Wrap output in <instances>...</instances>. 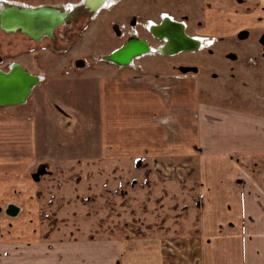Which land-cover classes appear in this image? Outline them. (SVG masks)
<instances>
[{
  "label": "rangeland",
  "instance_id": "1",
  "mask_svg": "<svg viewBox=\"0 0 264 264\" xmlns=\"http://www.w3.org/2000/svg\"><path fill=\"white\" fill-rule=\"evenodd\" d=\"M12 1L51 7L79 0ZM101 8L95 15L74 7L53 37L38 41L0 29V68L17 62L44 78L25 103L0 106V264H96L99 251L125 236L182 228L197 183L183 171L156 172L157 157L116 156L104 140L108 119L145 132L156 88L145 89L143 78L179 80L186 152L194 134L264 135V0H115ZM164 15L207 44L162 54L147 27ZM133 37L155 51L112 61ZM125 86L143 92L126 96ZM28 118L31 129L23 127ZM173 128H166L170 142ZM116 135L120 149L126 135ZM26 148L32 158L22 155ZM247 163L263 173L264 153Z\"/></svg>",
  "mask_w": 264,
  "mask_h": 264
},
{
  "label": "crops",
  "instance_id": "2",
  "mask_svg": "<svg viewBox=\"0 0 264 264\" xmlns=\"http://www.w3.org/2000/svg\"><path fill=\"white\" fill-rule=\"evenodd\" d=\"M136 79L140 81V77ZM157 79H141L142 83H146L143 85L145 89L148 86L156 88L151 93L150 103L153 107H147L145 112L149 117L145 132L141 129L142 124L133 133L130 122L117 125V121L108 119L107 128H103L104 140L112 141L110 143L115 147L113 154L116 156L157 157L156 172L183 171L188 175L189 184L197 183L196 203L189 205L188 218L182 222V230L125 236L110 243L107 252L99 251L95 263L264 264V172L255 173L257 166L250 170L247 163L250 157L258 160L262 157L264 135L199 133L189 139L187 152L182 150L179 136L180 82H175L174 78L167 83L160 81L164 84L160 89L158 86L161 84ZM170 88L171 102L168 97ZM131 89L125 86L124 95L143 92L142 89ZM98 93V103H101L106 96ZM119 103L125 104L124 101ZM100 106H97L98 115ZM30 119L24 122V128L35 126ZM167 125L172 128L176 125L177 136L173 128L172 142L166 135ZM117 133L126 135L119 137L122 143L120 149L116 148ZM24 151L22 155L32 158L31 149ZM182 159L188 161L187 165H181ZM166 163H172V166H165ZM101 250L106 251L105 248Z\"/></svg>",
  "mask_w": 264,
  "mask_h": 264
},
{
  "label": "bare ground",
  "instance_id": "3",
  "mask_svg": "<svg viewBox=\"0 0 264 264\" xmlns=\"http://www.w3.org/2000/svg\"><path fill=\"white\" fill-rule=\"evenodd\" d=\"M83 1V0H82ZM86 5L89 6L91 9L96 10L95 15H97V13L100 11L99 9H101V7L103 6H108L111 2L115 1V0H85ZM119 1V0H118ZM74 7V4H65L62 7L67 10L68 7ZM15 10V11H14ZM92 10V11H93ZM60 11H57L56 9H54L53 7H38L35 8L33 10H26L25 8L22 9H13V10H9L6 11L4 14H2V17L0 19L1 22V26L6 30V31H12L14 29H19L21 28V32L23 34H27L31 39L33 40H40L41 38L45 37L44 34H53L54 29L58 26L61 25L64 21V15H62ZM58 20H61L58 24ZM177 20L172 19L170 16L168 15H164L162 17L161 20V26H167V25H173L172 23L175 22ZM159 23V24H160ZM159 24H154L152 22V24L149 25L148 27V31L151 32V34L155 35L157 39H159L160 43H157L155 46H161L159 48L158 51L164 53V54H174L173 51L177 50V47H182V46H188V43L185 44V42L182 41H177L174 42L172 40V37H168V36H163L162 32L157 31L161 26ZM178 28L174 27L175 32H182V28L184 31V34L186 36H188L191 39V42L196 46L194 49L203 47L204 44L206 45L207 43L204 42V38L196 37V36H191L188 35L185 31H186V25L181 22L178 21ZM162 27V29H163ZM173 27V26H172ZM181 27V29H180ZM20 30V29H19ZM180 39V38H179ZM138 40V39H137ZM130 40V42H128L126 45H122L118 50H115L114 52V57H118V58H122L124 59L126 62H131V53H133L136 50L139 49H144L146 48L144 51L142 52H148V51H155L152 48H150L149 46H147L146 43H149L145 40ZM158 46V47H159ZM183 50H193L192 48H188V49H182ZM180 52V51H178ZM149 53V52H148ZM152 53V52H150ZM177 53V52H176ZM140 54V53H139ZM105 57H108V55H106ZM130 58V59H129ZM39 79L40 81H42L44 78L42 75H39ZM39 81V82H40ZM12 83H9V80H5L4 82L1 83L0 89L1 90H10V89H15L13 86H15L16 83H13V81H11ZM38 82V83H39ZM28 99V97H27ZM27 101V100H26Z\"/></svg>",
  "mask_w": 264,
  "mask_h": 264
},
{
  "label": "water",
  "instance_id": "4",
  "mask_svg": "<svg viewBox=\"0 0 264 264\" xmlns=\"http://www.w3.org/2000/svg\"><path fill=\"white\" fill-rule=\"evenodd\" d=\"M58 20V24L64 21ZM173 27L171 25L167 26H161V23L159 24L161 27L157 31H161L163 36L172 37V40L174 42L182 41L185 42V44L188 43V46H182L177 47L173 53H176L178 51H181L182 49H188L192 48L194 49L196 46L191 42V39L184 34L183 28L182 32H175L174 27L178 28V21H175L172 23ZM163 27V29H162ZM21 31V28H19ZM181 29V27H180ZM28 34V33H27ZM29 35V34H28ZM47 37H53L52 33L44 34ZM30 36V35H29ZM180 38V39H179ZM127 44V43H126ZM125 44V45H126ZM146 48H142L139 50L134 51L131 53V58L135 54H139V52L144 51ZM110 59L112 61L120 62V63H126V61L122 58L114 57V52L109 55ZM2 57L0 56V61ZM130 59V58H129ZM5 80H9V83H16L15 86H13L15 89L10 90H1L0 89V106L4 105H18L23 104L26 102L27 97L31 94L33 88L38 84L40 81L39 75L31 73L30 71L26 70L20 63L12 62L6 70L0 68V86L1 83ZM9 211L11 214L16 213V208L11 205L9 208Z\"/></svg>",
  "mask_w": 264,
  "mask_h": 264
},
{
  "label": "flooded vegetation",
  "instance_id": "5",
  "mask_svg": "<svg viewBox=\"0 0 264 264\" xmlns=\"http://www.w3.org/2000/svg\"><path fill=\"white\" fill-rule=\"evenodd\" d=\"M86 1L85 0H79L76 4H75V6L74 7H76V6H82L84 9H86L89 13H94L95 14V12H96V10H93V9H91L89 6H87L86 5V3H85ZM23 5H25V6H23ZM26 5H29V4H21V3H19V2H17V1H12V0H0V19H1V17H2V14H4L6 11H9V10H13V9H22V8H25L26 10H28V11H30V10H33V9H35V8H38V7H43V6H37V7H28V6H26ZM31 5V4H30ZM36 5H40V4H36ZM47 5H52L51 7H53L54 9H56L57 11H60V12H63V13H61L62 15H64V22H66V17L68 16V14H69V10H72V9H67V10H65L63 7H62V4L60 5H53V4H47ZM44 7H50V6H44ZM104 7H106V6H103V8ZM102 9V8H101ZM93 10V11H92ZM15 11V10H14ZM67 12V13H66ZM93 14V15H94ZM163 17V16H162ZM161 20H162V18H160V22H161ZM63 22V23H64ZM152 22L153 21H151V23H149L148 24V27H149V25L150 24H152ZM159 22V23H160ZM62 23V24H63ZM159 23H154V24H159ZM148 27H147V30H148ZM0 29H2L4 32H7V33H15V32H17V31H19V32H21L19 29H14V30H12V31H6L2 26H1V22H0ZM56 29V28H55ZM54 29V30H55ZM22 33V32H21ZM28 38H30L27 34H25ZM52 36H54V31H53V35ZM44 38V37H43ZM43 38H41L40 40H42ZM31 39V38H30ZM137 39H139V38H136V37H133L131 40H137ZM201 40H202V37H201ZM138 41V40H137ZM130 42V41H129ZM158 43H160V41L158 42ZM147 44V46H149L148 45V43H146ZM122 46V45H121ZM150 47V46H149ZM150 48H152L153 50H155L153 47H150ZM118 50V49H117ZM151 54V53H150ZM133 62V60L131 61V62H129V63H132Z\"/></svg>",
  "mask_w": 264,
  "mask_h": 264
}]
</instances>
